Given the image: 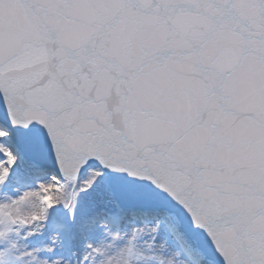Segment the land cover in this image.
Listing matches in <instances>:
<instances>
[{"label":"snow or ice","instance_id":"obj_1","mask_svg":"<svg viewBox=\"0 0 264 264\" xmlns=\"http://www.w3.org/2000/svg\"><path fill=\"white\" fill-rule=\"evenodd\" d=\"M0 264H264V0H0Z\"/></svg>","mask_w":264,"mask_h":264}]
</instances>
